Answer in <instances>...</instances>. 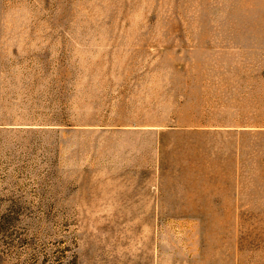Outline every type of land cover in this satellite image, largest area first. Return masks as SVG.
<instances>
[{
    "label": "rangeland",
    "instance_id": "rangeland-1",
    "mask_svg": "<svg viewBox=\"0 0 264 264\" xmlns=\"http://www.w3.org/2000/svg\"><path fill=\"white\" fill-rule=\"evenodd\" d=\"M0 264H264V0H0Z\"/></svg>",
    "mask_w": 264,
    "mask_h": 264
}]
</instances>
